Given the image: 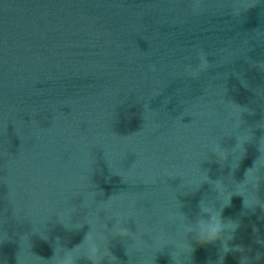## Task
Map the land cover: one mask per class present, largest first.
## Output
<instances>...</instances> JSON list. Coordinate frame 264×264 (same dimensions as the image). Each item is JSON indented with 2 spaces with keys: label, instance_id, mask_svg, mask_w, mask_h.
I'll use <instances>...</instances> for the list:
<instances>
[{
  "label": "water",
  "instance_id": "obj_1",
  "mask_svg": "<svg viewBox=\"0 0 264 264\" xmlns=\"http://www.w3.org/2000/svg\"><path fill=\"white\" fill-rule=\"evenodd\" d=\"M193 3L0 0V264L80 257L90 226L113 264H264V209L243 203H264V0ZM229 195L243 253L181 227Z\"/></svg>",
  "mask_w": 264,
  "mask_h": 264
},
{
  "label": "clouds",
  "instance_id": "obj_2",
  "mask_svg": "<svg viewBox=\"0 0 264 264\" xmlns=\"http://www.w3.org/2000/svg\"><path fill=\"white\" fill-rule=\"evenodd\" d=\"M200 11V0H194L193 3V12L197 13ZM238 15V12L236 13ZM199 63L193 68L189 66L187 68V72L193 78L197 77L202 71L207 70L210 67L209 61L206 58V54L203 51L197 53ZM237 147L242 148L241 138H237ZM214 152L219 156L223 155L226 158L225 153L220 149L219 146L214 148ZM259 159V158H258ZM257 159V160H258ZM257 168V161L254 162V166L252 168L247 169L245 176L247 178V174ZM246 180V179H245ZM209 183L213 184L214 189L220 193H223L224 184L223 181H209ZM243 183V182H242ZM238 193H234L232 195H237ZM232 195L227 196L226 200L221 203V206L217 208L214 203H209L206 199H201L197 204V214L195 218V227L193 228L190 225L182 224L181 227L184 229L185 235H191L192 239L198 245H209L215 244L217 241L221 243V249L224 254L229 252L237 251L244 252V248L242 246H230L229 241L234 239V234L239 228L240 224L238 220H233L231 218L225 219L223 218V210L224 208L230 206ZM244 207L246 209H252L253 211L257 206L261 209H264V203H262L259 199L256 201H244ZM205 213H210L208 219L204 218ZM181 221H188L187 214L181 212L180 214ZM83 227V226H81ZM115 236L119 237H129L132 233L128 229H112ZM94 230L93 227H89V230L85 233L83 239L80 244L74 245L72 249H67L68 252H73L77 249H80L85 244L91 243L90 250L84 253L80 257H60L58 255V249L53 248V255L50 258L52 260V264H76L77 261L84 259L89 262V264H103L105 259L108 260V264H113L116 257L112 255L109 251L107 243L104 244V253L101 254V247L96 243L95 237L93 235ZM102 240L106 241V237H102ZM59 241V238H57ZM260 243L264 244V241H260ZM193 250V249H192ZM127 252V249H126ZM261 258L260 253H257L255 259L259 260ZM224 256H222V264H223ZM249 258L245 255L242 256L240 264H248Z\"/></svg>",
  "mask_w": 264,
  "mask_h": 264
}]
</instances>
